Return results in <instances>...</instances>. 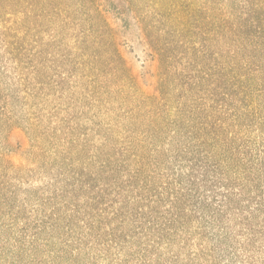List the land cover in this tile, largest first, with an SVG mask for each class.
I'll use <instances>...</instances> for the list:
<instances>
[{"label": "trees", "instance_id": "16d2710c", "mask_svg": "<svg viewBox=\"0 0 264 264\" xmlns=\"http://www.w3.org/2000/svg\"><path fill=\"white\" fill-rule=\"evenodd\" d=\"M165 1L166 28L147 31L152 84L127 75L119 55L95 60L101 65L94 175L83 181L75 171L78 147L67 134L35 135L24 166L14 153L1 154L0 264H16L23 252L29 264L72 260L73 240L56 235L59 228L81 236L79 243L89 240L90 249L111 250L114 264H147L141 259L160 248L204 253L207 241L223 245L230 235L232 255L243 264L264 254V0ZM30 3L0 0L2 54L30 50L22 43L28 27L14 18L30 17ZM0 126L8 138L21 130L10 117ZM43 163L57 187L43 191L37 204L50 206L47 213L29 219L11 199L20 172ZM79 191L86 194L84 215L72 203ZM247 244L255 246L249 251ZM54 245L62 251L47 249Z\"/></svg>", "mask_w": 264, "mask_h": 264}, {"label": "rangeland", "instance_id": "374dc122", "mask_svg": "<svg viewBox=\"0 0 264 264\" xmlns=\"http://www.w3.org/2000/svg\"><path fill=\"white\" fill-rule=\"evenodd\" d=\"M165 2L31 0V16L14 17L20 22V28L29 29L28 38L22 43L29 44L30 50L19 57H10L0 52V122L10 117L21 129L8 138L4 126H0V156L3 153H14V160L23 164L26 158L30 159L28 155L35 143V135H43L47 140L52 133L58 134V138L67 134L73 137L75 146L78 147L77 156L74 157L77 161L75 171L83 181L84 175H94L96 124L100 119L97 69L101 65L95 63V60L119 55L126 62L127 75H139V82L144 86L152 84L154 71L148 57L147 31L152 25L158 29L166 28ZM106 84L108 87L111 85L110 81ZM26 131L30 135L25 136ZM50 171V164L43 163L41 168L33 166L30 171L20 172L22 183L14 187L15 194L11 203L16 200L15 204L22 205L25 209L24 217L26 212L32 217L29 219L47 213L50 206L38 208L37 204L44 203L41 200L43 191H54L57 187L53 180L55 175ZM76 196L72 203L78 206L81 215L87 214L89 210H85L86 194L79 191ZM61 211L58 213H62ZM22 224L26 226L29 222ZM211 230L216 231L214 227L207 228V231ZM29 231H33V224H30ZM229 233L231 232L227 229V234ZM56 235L62 237V240H73L71 249L67 250L71 252L76 249L78 254L72 260H61L56 264L115 262L111 250L106 252L98 245H93L90 249L89 240L78 242L81 236H71L63 228H59ZM230 236L226 237L228 241L223 245L207 241L202 248L204 253L199 249L195 252L160 248L141 260L147 261V264H243L237 254L232 255L237 250L232 248L236 246V242L234 236ZM41 237H44L43 234ZM60 246H49L47 249L62 251ZM254 246L247 244L249 251ZM209 249H215L216 254L207 257ZM104 251L109 258L101 256L100 253ZM26 254L23 252L20 257L17 256L16 264H29ZM127 264H134V260L130 259ZM255 264H264V254L258 256Z\"/></svg>", "mask_w": 264, "mask_h": 264}]
</instances>
